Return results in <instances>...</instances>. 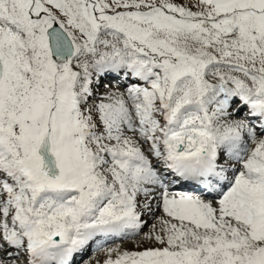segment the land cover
I'll return each mask as SVG.
<instances>
[{
	"label": "rangeland",
	"instance_id": "rangeland-1",
	"mask_svg": "<svg viewBox=\"0 0 264 264\" xmlns=\"http://www.w3.org/2000/svg\"><path fill=\"white\" fill-rule=\"evenodd\" d=\"M55 24L69 35L75 49L63 66L54 64L47 40ZM244 35L246 40L241 39ZM263 45L264 0H0V58L5 64L0 85V170L6 172L3 164L10 167V172L0 173L4 213L0 229L13 231L21 222L22 210L32 209L31 202L42 193L31 175L41 183L37 150L48 130H53L52 150L63 169L58 187L76 200L78 211L86 210L90 190L108 188L117 171L123 174L106 161L103 152L117 156L122 147H128L129 137L117 138L119 133L130 135L129 119L122 122L128 110L125 91L101 80L99 97L84 102L79 98L86 94L84 70L130 66L135 59L152 67V79L144 77L143 83L124 89L138 101L130 119L140 124L137 129L158 153L168 112L180 114L182 125L189 116L199 123L196 111L183 108L197 104L204 113L217 111L224 99L213 103L212 97L231 92L234 78L243 76L257 81L256 88H264ZM219 84L223 86L214 90ZM209 95L212 103L203 102V96ZM214 114L219 117L218 112ZM58 115L63 121L57 120ZM210 120L200 124L213 125L215 121ZM232 120L246 124L242 114ZM218 126L222 133L233 132L226 130L230 125L225 119ZM246 152L239 161L248 173L236 172L235 178H240L231 191L235 186L241 190L235 201H171L164 193L167 202L181 204L177 209L191 218L173 215L170 208L164 214L153 208L155 214L141 237L104 248L81 264H264V188L255 176L258 171L264 174V141L248 145ZM135 153L145 155L141 148ZM66 155L72 159L70 165ZM97 163L101 168H96ZM11 171L20 180L11 177ZM104 205L105 211L108 206ZM103 210V215L119 211ZM189 223L201 232L190 229ZM18 260L19 256L8 263L19 264Z\"/></svg>",
	"mask_w": 264,
	"mask_h": 264
},
{
	"label": "bare ground",
	"instance_id": "bare-ground-1",
	"mask_svg": "<svg viewBox=\"0 0 264 264\" xmlns=\"http://www.w3.org/2000/svg\"><path fill=\"white\" fill-rule=\"evenodd\" d=\"M246 37H248V36L244 35L241 37V39L246 40ZM256 37H258V35ZM261 39H263V38L260 37L259 43H260ZM249 44H251V43H249ZM135 60H136V62L134 64L131 63L130 66L125 65L124 67L119 69V71L121 73L120 74L121 78L123 79V77L125 76L126 81H129V82H140V77L141 78L147 77L148 80L152 79L154 77V70L152 69V67L144 65L141 62L139 63V60L137 61V59H135ZM130 61H132V60H130ZM84 72H85V77H87L86 78L87 82L84 85V87L86 88V91H84V92L86 94L82 93L79 96V98L83 99L85 102L86 100L87 101L94 100V99L99 97L100 90L98 87L100 86V81L102 80L101 73L104 72V74H110V67H108V66L106 68L102 67V70L100 71L99 74L95 73L94 71H93V73L88 72L87 70H84ZM135 72L139 73V77L137 75H135ZM110 75H111L113 80L118 81L119 75H114L113 73H111ZM234 80L236 82L234 83L233 95L235 92L237 94L243 95V98L248 97L250 100H253L257 96H263L264 97V88L262 86L260 88L255 87L258 83L257 81L250 80L249 78L245 79L243 76H241V78H234ZM119 84L121 86V89H119V90L120 91L122 90V92L125 91V94H123L124 98H125L124 102L128 108L127 114H128V118L130 119V117H129L130 114L137 112L135 104L138 101H136L137 98H135L134 93H132V92L128 93L124 89L126 87L124 85L125 83L119 82ZM258 85H259V83H258ZM222 86H223L222 84H219L217 86H214L213 89L217 90V89L221 88ZM212 92H214V91H212ZM216 92H214V94H216ZM109 100L110 99H108L105 102H108ZM114 100L116 103V107H118L119 103H120L119 98H116ZM202 100H203V102L204 101L209 102L211 100V95H209V97L207 99L205 98V96H203ZM214 100L215 99L212 98V102ZM107 105H105L106 109H108ZM189 107L195 108L196 105L190 104ZM112 108H115V107H112ZM112 108L109 109V113H110V110H112ZM184 109H186V107H184ZM218 114H219V117H217L214 113H211V112L209 113L210 118L215 121L212 131L215 132L216 134H218L217 132H219L221 129V127L218 126V121L224 120V117L229 118V125L232 129H235L237 127H241V125L238 122L232 120L235 118V115L237 114L236 111H231L230 113L227 114V116H224V117H223V115H221V113L218 112ZM188 118H190V116ZM170 119H172V117L169 116L167 118V120H170ZM177 119H179V116L177 117ZM97 122H98L97 125H100V121H97ZM186 122H187V120H186ZM197 125L198 124L195 121V119L193 122H191V120L188 121L187 126H185L186 129H180V130H185V131H182V133L177 134L173 137L169 136L170 137L169 141L171 142V145H174L175 149L168 147L165 149H160V151L157 154H155L154 151L152 150V146L150 144H148L146 138L143 137V133L139 129H137V128H140V124L137 121H132L130 119V131H128V132H130V135L123 134V133L117 134V138L122 137L123 139H127L129 137V142H128L127 148L122 147L121 148L122 151L120 153L117 152V159L119 160V165H118V167H115V169L119 170L123 174H128V175L131 174V176L129 175L130 178L128 177L130 179V181H127L125 179V176L123 174H118V171H117L114 174L115 180L114 179L111 180V186H109L108 188H104L101 192H97V191H91L90 192V195L93 197V199L89 203V206L92 209L87 211L85 213V215L82 217L79 216V214H78V211L76 209V207H77L76 202L74 201V202L69 203L68 198H70V196L66 198L68 201V203H66L65 200L60 201L61 195L58 196L59 199H57L56 195H53V194L44 195V194H42L41 196H39V198L36 201L34 200L35 201V207L34 208L28 209V210H22L23 222L21 223L20 226L17 225L18 232H21V231L23 232V230H25L26 232L28 231L27 233L29 234V241L27 239H26V241H27V243H31V245H33V248L35 249L37 254H41L44 252H56V251L62 252L64 250H68V249L75 250L79 247V245L82 244L83 240H85L86 237L90 236V234L92 233V232H89V233L85 232V230L91 226H85L83 223L85 221H90L92 218L95 219L98 217V215H96V213L98 212L99 208L101 207V203L105 202V200H108L109 203L111 202V195L113 194L112 191L114 189L117 191V193L119 195L115 196L112 202L117 204L119 206V208L124 209L125 214L113 215V216L107 215L106 218L108 220H110V223L113 224L114 226L119 225L118 223L121 222L119 225V227L121 229L124 227L125 224L132 225L134 227L133 233L131 235H127V236H130V239H137L138 237H141V236H138V234L140 235V233L145 228L147 229L148 222L150 221L149 218H151L155 214L154 211H152L153 208H154V210L160 209L161 213H163V214H164V211L166 209L170 208L171 213L173 215H175V213H177L178 217H180V218L190 219L191 217L189 214H187L185 211L180 212L178 210V209H180L181 204H179L176 207L173 204H171L170 202L167 203L165 198H162V195L155 194L152 191L144 192L143 194H140V193L137 194L136 198H137L138 204L142 205L144 203V204H146V206L142 207L140 209V212H137V211L135 212L132 209V204H131V200H130L131 199L130 196H132V194L129 195L130 189H128V188H132V191H134L136 188V185L138 187H140L141 184L140 185L135 184L134 177H133V173H134L133 167L128 169V168H126L125 163L126 162L132 163V162H134L135 159L136 160L138 159L139 160L138 163L143 164L142 167H143L144 173H142V176L148 181H150V179L152 177V174L150 172V167L157 166V167L163 168V170H165L166 168H164V165L167 164V162H169V160H173V162L175 163V165L177 167L178 166L179 167H188V166L194 167V166H198V165L201 166L202 164H207V165L211 164V161H208L207 158L212 157L210 154L211 150L209 149V146L211 144H214V142H213L214 136H210L211 135L210 129H208V131L206 133L205 132H200V134L197 133V131H196ZM174 126H176L175 123H174ZM230 127L226 128V130L229 131ZM99 131H101V130H99ZM262 131H264V129H262ZM241 136H242L241 139H237L235 141L236 144L239 146V148L237 146V151L235 152L236 155L239 152L245 151L247 146L250 144V142H252L251 145L253 146L255 141L257 143L264 141V132H262L261 134L259 133V135L255 136L254 140L251 139L252 134L248 130L242 131ZM165 138H168V137H165ZM248 142H249V144H248ZM179 147L183 148L182 152H180V153H178ZM128 148H130V150ZM138 148H141L146 153L147 160L150 161L151 165L146 164V163H148V161L146 163L141 161V158L138 155V153H135L136 149H138ZM222 148H224V145L221 146V149ZM94 149H99V151H100L99 147H94ZM223 152H224V150L223 151L220 150L219 158L223 157V155H224ZM166 154H168L169 157H167ZM1 155H2V153H0V156ZM103 155H104V157H106V161L107 160L110 161L113 154H110V153L104 151ZM241 157L244 158L245 154L242 153ZM100 160L102 162L104 161L102 158H100ZM230 160L235 161L236 156L235 155L230 156ZM11 161L12 160H10V162ZM258 161L259 160H257L256 163H259ZM261 162L262 161H260V163ZM101 165H106V164L103 163ZM3 166L6 167V169L10 168L9 165L7 166L6 164H3ZM227 166H228V164H227ZM97 167L101 168L98 165V163H97L96 168ZM239 168H241V167H239ZM97 170H99V169H97ZM229 171H231V170L229 169ZM0 173H6V172L0 171ZM31 176L34 177L33 175H31ZM259 176H261L264 180L263 172L260 173ZM11 177H15L16 180H20L17 173L12 175ZM112 181L116 182V184L115 183L112 184ZM151 186L156 187V185L152 184V183H151ZM226 186H227V183L225 184V187ZM156 192H158V190H156ZM239 193L240 192L238 190H236L234 193L230 194V196H229L230 198L227 199V201L232 202L234 200V198L235 199L239 198L240 197ZM48 195H50V201L51 202L42 203L43 197H46ZM184 201H192V200H184ZM43 204H46V205H43ZM0 207H1V202H0ZM106 210L110 211L111 207L108 206ZM12 214H13V211H12ZM139 216H141V218H139ZM3 217H4V213L0 209V218H3ZM142 218L146 219V222H147L146 224H143V225L140 224V221L142 220ZM94 219H92V220H94ZM188 225H189V228L194 230V231L199 230V228H197L193 223H189ZM26 226H27V228H26ZM90 229H92V228H90ZM97 229L98 228H96V230ZM99 229H104V226L100 227ZM204 230H207V229H204ZM198 236L196 235V239ZM189 237L190 236H188V239H189ZM10 242H14V241H10ZM2 243L5 244L4 247L8 246V244H6L5 241H3V240H2ZM7 243H9V242H7ZM26 244H23V245H26ZM86 264H88V262H86Z\"/></svg>",
	"mask_w": 264,
	"mask_h": 264
},
{
	"label": "water",
	"instance_id": "water-1",
	"mask_svg": "<svg viewBox=\"0 0 264 264\" xmlns=\"http://www.w3.org/2000/svg\"><path fill=\"white\" fill-rule=\"evenodd\" d=\"M50 46L54 60L62 66L66 63L74 53V47L68 35L58 25L54 26L48 32ZM4 67L0 60V84L3 79ZM49 133L45 135V138L39 149V155L43 159L42 174L52 180L59 178L60 171L57 169L55 157L50 152V140Z\"/></svg>",
	"mask_w": 264,
	"mask_h": 264
}]
</instances>
